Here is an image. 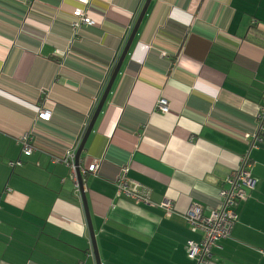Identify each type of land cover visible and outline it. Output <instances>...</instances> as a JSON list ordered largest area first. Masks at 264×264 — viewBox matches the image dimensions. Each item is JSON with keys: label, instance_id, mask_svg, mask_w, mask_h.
<instances>
[{"label": "crops", "instance_id": "crops-1", "mask_svg": "<svg viewBox=\"0 0 264 264\" xmlns=\"http://www.w3.org/2000/svg\"><path fill=\"white\" fill-rule=\"evenodd\" d=\"M141 3L89 0L94 23L74 29L77 0H0V264H96L71 170L53 158L91 119ZM263 92L264 0L150 1L81 153V165L101 163L83 189L101 264H264ZM41 104L49 120L36 118ZM26 131L29 156L16 142ZM246 154L253 187L229 237L197 263L185 213L220 207ZM122 170L151 204L118 194Z\"/></svg>", "mask_w": 264, "mask_h": 264}, {"label": "built area", "instance_id": "built-area-1", "mask_svg": "<svg viewBox=\"0 0 264 264\" xmlns=\"http://www.w3.org/2000/svg\"><path fill=\"white\" fill-rule=\"evenodd\" d=\"M77 2L79 5L74 7L71 12L74 18L72 21V27L75 29L83 24H93L94 22L90 18L87 8L89 0H77ZM114 64L115 62L110 68V73L115 67H113ZM156 109L162 113H168L170 110L169 100L165 96L159 98ZM51 114V110L46 108L44 104H41L38 108L36 118L49 120ZM259 117H261V115ZM89 120L90 117L87 118L82 132L77 135L76 140L66 154L61 157L53 158L54 161L63 162L70 168V178L73 182L72 193L80 202L81 186L75 171L74 160L80 142L84 136L86 128L88 127ZM257 140V137L252 140H247L249 148H251ZM17 143L20 147L21 154L25 156L31 155L35 150V137L32 134V131H26L18 136ZM8 164L13 168L16 165H21L22 160L18 158L15 161H9ZM100 164L101 163L94 161L88 166L85 165L84 167L87 166L86 169L81 168L82 180L85 181L88 174L96 175L97 172L100 171ZM251 164L252 162L249 159V155L246 154L241 157L240 166L230 170L226 174L223 181L227 186L220 187L218 190V197L221 201L220 207H212L205 212L204 207L201 204L192 203L187 209L185 218L190 224V229L200 235V240L198 242L190 241L188 245V256L191 259L196 260L197 263L204 262V259L210 256L211 248L215 245L216 241L229 237L231 229L239 216L237 208L240 203L245 200L247 191L251 189L254 184V175L251 169ZM122 171V174H119L114 178V183L118 187V194L125 195L135 203L151 204L150 189L139 184L135 180H131L127 176L126 170ZM8 190L9 188H6V191ZM156 206L169 211L173 208V203L169 199H163ZM259 252L264 255V248L260 249Z\"/></svg>", "mask_w": 264, "mask_h": 264}, {"label": "water", "instance_id": "water-1", "mask_svg": "<svg viewBox=\"0 0 264 264\" xmlns=\"http://www.w3.org/2000/svg\"><path fill=\"white\" fill-rule=\"evenodd\" d=\"M151 0H145L139 14H138V17H137V20L131 30V33L125 43V46L123 47V50L118 58V61L113 69V71L111 72L108 80H107V84L104 88V91L102 92V95L96 105V108L94 110V112L92 113V117L89 121V124H88V127L86 128V131L84 133V136L81 140V143H80V146L78 147V150L76 152V156H75V165H76V172H77V175H78V178H79V181L81 182V175H80V170H79V159L81 157V153L84 149V146H85V143L87 141V138L90 134V132L92 131L93 129V126L95 124V121L97 119V116L98 114L101 112L102 110V107L105 103V100L107 98V95L111 89V86L113 84V81L120 69V66L128 52V49L130 47V44L137 32V29L139 27V24L142 20V18L144 17L145 15V12L147 10V7L149 5ZM82 201H83V207H84V210H85V214H86V219H87V223H88V230H89V233H90V237H91V241H92V248H93V253H94V257H95V261H96V264H101V260L99 258V254H98V250H97V247H96V241H95V238H94V230H93V227H92V222H91V218H90V213H89V209H88V206H87V201H86V196H85V192L84 190L82 191Z\"/></svg>", "mask_w": 264, "mask_h": 264}, {"label": "rangeland", "instance_id": "rangeland-1", "mask_svg": "<svg viewBox=\"0 0 264 264\" xmlns=\"http://www.w3.org/2000/svg\"><path fill=\"white\" fill-rule=\"evenodd\" d=\"M144 2H145V0H142V3H141V5H140V7L138 8V12H136V14H134V17L135 18H137L138 17V14H139V12H140V10H141V8H142V6H143V4H144ZM137 16V17H136ZM135 18H133L134 20H135ZM74 19V18H73ZM137 20V19H136ZM73 21V20H72ZM133 22V21H132ZM71 25H72V22H71ZM132 25H133V23H131L130 24V28H128V34H127V36H126V39H128V37H129V33H130V31H131V27H132ZM123 47V46H122ZM122 50V48L120 49V51ZM120 54V52L115 56V58H114V61L112 62V64L115 62V64L113 65V67L116 65V63H117V61H118V55ZM114 69V68H113ZM113 71V70H112ZM98 103V102H97ZM90 121V120H89ZM32 134H33V132H32ZM79 134V133H78ZM16 142H17V138H16ZM81 143V142H80ZM18 144V143H17ZM80 146V145H79ZM90 164V163H89ZM89 164H87V166L89 165ZM74 165H75V160H74ZM81 166V167H80ZM87 166L86 167H84L83 165H81V157H80V159H79V170H80V175H81V168H83V169H86L87 168ZM75 171H76V165H75ZM76 174H77V172H76ZM78 176V175H77ZM78 180H79V178H78ZM79 183H80V186H81V201H82V191H83V188H84V186H85V184H84V181L82 180V175H81V182L79 181ZM82 204H83V201H82ZM92 222V221H91Z\"/></svg>", "mask_w": 264, "mask_h": 264}]
</instances>
